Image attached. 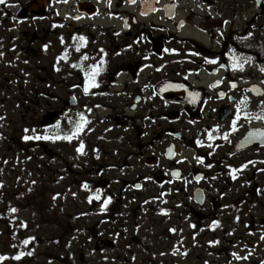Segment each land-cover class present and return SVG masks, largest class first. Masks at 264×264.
<instances>
[{"label":"flooded vegetation","instance_id":"af4514ba","mask_svg":"<svg viewBox=\"0 0 264 264\" xmlns=\"http://www.w3.org/2000/svg\"><path fill=\"white\" fill-rule=\"evenodd\" d=\"M240 1L10 0L0 7V41L8 38L9 54L42 62L33 77L24 72L21 82L9 81L10 98L19 95L26 113L22 137L32 123L44 136H71L58 140L86 150L83 164L92 165L87 179L82 166L81 180L94 184L97 175L120 170L131 194L123 209L141 200L122 220L123 228L142 220L136 247L123 248V263L109 264H264V161L252 166L248 158L264 151V135L263 143L241 145L248 134L264 133V119L257 120L264 109L251 102L264 98L252 91L255 84L264 89L255 80L264 74V55L248 38L261 14H246L239 32ZM263 3L255 0L258 10ZM242 58L256 68L241 70ZM81 116L87 123L76 132ZM26 142V153L56 155L46 141ZM148 190L178 203L172 221L137 214L163 202ZM159 226L166 228L161 235ZM164 236L170 246L159 252L156 240Z\"/></svg>","mask_w":264,"mask_h":264},{"label":"rangeland","instance_id":"374dc122","mask_svg":"<svg viewBox=\"0 0 264 264\" xmlns=\"http://www.w3.org/2000/svg\"><path fill=\"white\" fill-rule=\"evenodd\" d=\"M9 1L0 3V7L9 4ZM258 13L261 16L255 18L253 36L250 34L248 37L255 39L256 44L246 47L250 46L264 55V6L261 11L255 6V0L239 2V32L245 30V15L249 14L253 19V14L256 16ZM39 45L32 46L38 50ZM11 46L8 38L0 41V257L3 258L0 259V264L123 263V248L131 247L129 251H132L136 247L132 240L143 228V222L139 218H136L138 225L133 221L128 228H123V213L128 211L123 209L122 199L127 201V197L131 195L127 186H123V172L113 170L108 174L97 175L94 184L88 183L86 179L92 171V165L83 164L87 163L86 150L79 151L75 144L58 139H36L35 137H43L44 134L35 123H32L30 130L28 128L27 136L36 144L46 141L56 155L45 158L38 149H32L31 153L24 152L28 139L22 137L25 129L21 125L23 108L18 107L19 95L10 98L13 84L10 86L9 81L21 82L19 77L24 72L32 73L33 77L42 62L34 55L15 56L14 51L9 54L13 48ZM247 60L245 63L244 58L241 59V70L256 68L251 58ZM255 80L264 83V74ZM250 81V77L243 79V83ZM251 102L255 108L264 109V98L251 99ZM35 112L32 110V117ZM261 119H264V114L257 118ZM51 136L55 135L49 137ZM263 152H255L248 157L254 161L252 166L264 161ZM239 161L241 163L243 159ZM83 165L86 166V179L81 180ZM262 165L263 162L260 166ZM67 168L71 170L67 171ZM66 172H75L72 174L74 177ZM263 177L264 175L261 176ZM101 178L109 180V186L99 185L97 179ZM158 192L148 190L146 196L152 199ZM159 194L163 202H157L153 210L142 207V211L137 214L143 215V219L156 222L172 221L178 215L179 210L174 208L178 203L169 193L165 196L162 192ZM140 203L141 200L132 202L129 211H137L136 205ZM165 229L159 226L154 230L161 235ZM25 241L28 242L24 243ZM156 241L155 248L159 252L170 246V241L165 236L157 237Z\"/></svg>","mask_w":264,"mask_h":264},{"label":"snow or ice","instance_id":"6c2138e0","mask_svg":"<svg viewBox=\"0 0 264 264\" xmlns=\"http://www.w3.org/2000/svg\"><path fill=\"white\" fill-rule=\"evenodd\" d=\"M5 2V0H0V3H4ZM128 2L129 3H135V0H128ZM80 40H84V37L83 36H81L80 38H79ZM77 50H79V49H77ZM0 55H2V53H0ZM86 58V57H85ZM210 62H214V61H210ZM84 91L85 92H87L88 91V88H85L84 89ZM81 121H82V123H80V124H78L77 126H76V132H79L81 129H82V127H83V125L85 124V123H87V121H86V119L83 117V116H81ZM58 126V125H57ZM73 135H75V133H73ZM31 137H25V139H30ZM36 139H60V138H63V139H71L72 137L71 136H64V137H60V136H51V137H49V136H47V135H45V136H43V137H40V136H37V137H35ZM211 138V137H210ZM81 147H82V145H81ZM97 199H99V197L97 196ZM105 203H107V201L105 202ZM12 211H16L15 209H12ZM174 231V230H173ZM261 239H264V237H261ZM28 241H25L24 243H27ZM31 253H29V255H30ZM19 257H17V259H18ZM238 259L240 258V257H237ZM0 259H3L2 257H0Z\"/></svg>","mask_w":264,"mask_h":264},{"label":"water","instance_id":"95a60500","mask_svg":"<svg viewBox=\"0 0 264 264\" xmlns=\"http://www.w3.org/2000/svg\"><path fill=\"white\" fill-rule=\"evenodd\" d=\"M261 1H263V0H257V4L258 5H260V2ZM256 89V90H255ZM255 89H254V93H255V95H262L263 94V91H261V89L260 88H258V87H255ZM252 133H250V134H248L247 136H249L248 138L250 139V140H245V141H241V145H244L246 142H252V144H254V145H257V144H259V143H263V142H261L260 140L262 139L261 138V135L263 136L264 135V133H261L260 131H256V134L255 133H253L252 135H251Z\"/></svg>","mask_w":264,"mask_h":264}]
</instances>
